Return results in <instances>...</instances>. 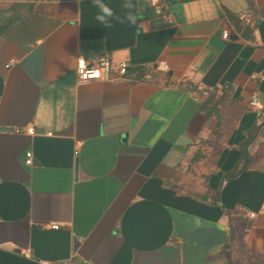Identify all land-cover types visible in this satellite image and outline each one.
<instances>
[{
    "label": "crops",
    "instance_id": "obj_1",
    "mask_svg": "<svg viewBox=\"0 0 264 264\" xmlns=\"http://www.w3.org/2000/svg\"><path fill=\"white\" fill-rule=\"evenodd\" d=\"M162 3L0 0V264H226L231 224L264 264V0ZM82 57L152 78L80 82Z\"/></svg>",
    "mask_w": 264,
    "mask_h": 264
},
{
    "label": "built area",
    "instance_id": "obj_2",
    "mask_svg": "<svg viewBox=\"0 0 264 264\" xmlns=\"http://www.w3.org/2000/svg\"><path fill=\"white\" fill-rule=\"evenodd\" d=\"M151 5L155 8L156 14L162 17L163 19L170 21L172 19L171 14L165 9L162 0H149ZM223 37L225 39H230V30L225 29L223 31ZM78 80L80 82H88L93 80H129V64L127 62L115 63L108 57H103L98 61L89 62L85 58H80L77 61L76 65ZM163 70L168 71L169 66L163 64ZM152 75L146 74L143 76L142 80L149 81L151 80ZM250 106L259 114L264 113V102L259 98L258 94H254L250 101ZM16 132H26L27 134H35V128L33 126L28 127L27 129H16ZM26 164H34V154L32 151L26 153ZM251 217H254V213H250ZM53 228L58 229L59 226L55 225ZM40 264H53L48 260H40Z\"/></svg>",
    "mask_w": 264,
    "mask_h": 264
},
{
    "label": "trees",
    "instance_id": "obj_3",
    "mask_svg": "<svg viewBox=\"0 0 264 264\" xmlns=\"http://www.w3.org/2000/svg\"><path fill=\"white\" fill-rule=\"evenodd\" d=\"M231 25H234V27L239 31H245V35L249 36V34H246L248 31H251L249 24H247L246 21L241 19L238 15L232 13L228 15V20L226 21L225 27H230ZM145 73L146 70L143 67H137L132 71H129L128 76H131L135 79H142ZM258 130L259 127L254 126L247 132V137L240 146L242 152L241 159L238 164L226 174V178H235L252 165L253 156L251 155L249 148L258 134ZM241 238V233L238 232L234 225L231 224L229 259L226 264H236L237 260L240 258L241 251L243 249Z\"/></svg>",
    "mask_w": 264,
    "mask_h": 264
},
{
    "label": "clouds",
    "instance_id": "obj_4",
    "mask_svg": "<svg viewBox=\"0 0 264 264\" xmlns=\"http://www.w3.org/2000/svg\"><path fill=\"white\" fill-rule=\"evenodd\" d=\"M130 7V6H126ZM99 13L96 16V19L104 25H107L109 23V20L114 16L113 10L106 4L100 3L99 4ZM127 21H129L131 24L135 25L137 23L138 17L133 13H128L126 16Z\"/></svg>",
    "mask_w": 264,
    "mask_h": 264
}]
</instances>
